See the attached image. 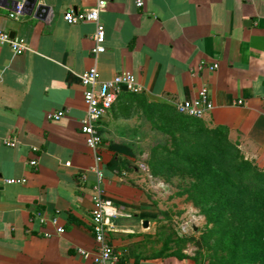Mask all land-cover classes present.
Here are the masks:
<instances>
[{
    "label": "crops",
    "instance_id": "0c3cea01",
    "mask_svg": "<svg viewBox=\"0 0 264 264\" xmlns=\"http://www.w3.org/2000/svg\"><path fill=\"white\" fill-rule=\"evenodd\" d=\"M136 1L105 0V51L96 57L95 24H69L63 12L98 0H37L46 8L20 15L13 0L0 2V28L30 47L15 54L0 45V264H94L96 175L80 129L86 105L79 78L91 66L99 80L128 71L143 86L120 93L98 122L104 195L121 211L108 233L118 264H213L185 249V258L166 255L174 249L170 243L163 250L167 213L150 193L156 124H173L177 101L195 98L206 85L213 108L199 118L202 126L226 127L243 156L264 171V0ZM58 110L59 120L46 118ZM4 137L16 144H3Z\"/></svg>",
    "mask_w": 264,
    "mask_h": 264
},
{
    "label": "trees",
    "instance_id": "16d2710c",
    "mask_svg": "<svg viewBox=\"0 0 264 264\" xmlns=\"http://www.w3.org/2000/svg\"><path fill=\"white\" fill-rule=\"evenodd\" d=\"M151 106L170 109L148 103ZM172 123L156 124L170 143L150 148V174H179L194 180L180 194L187 193L211 223L202 234L205 243L214 241L210 262L264 264V171L243 156L226 127L207 128L200 119L183 114L174 117ZM181 240L178 234L174 240L173 232L168 233L163 250ZM166 255L189 256L180 247Z\"/></svg>",
    "mask_w": 264,
    "mask_h": 264
},
{
    "label": "built area",
    "instance_id": "2783aa9c",
    "mask_svg": "<svg viewBox=\"0 0 264 264\" xmlns=\"http://www.w3.org/2000/svg\"><path fill=\"white\" fill-rule=\"evenodd\" d=\"M105 0H98L97 6L89 9L77 10L68 8L63 12V19L69 24L79 22H93L95 24L94 33L90 36L92 40L91 54L96 57L105 51V27L99 19V9L104 7ZM138 6L142 5V0H137ZM23 13V3L19 2L15 7V14ZM6 44L13 53L20 54L29 50V44L23 38L11 36L9 32L0 28V45ZM202 67V66H201ZM218 67L217 63L209 66L210 70ZM80 82L83 86V100L86 105L85 116L81 119L80 129L85 137L86 145L91 149L94 156V164L91 170L96 175L93 185V207L90 210L91 233L95 243L94 253L91 258L94 264H118L119 254L115 251L110 243L108 233L113 226V220L121 215L120 209L105 197L102 187L104 173L102 164V136L98 129L99 120L110 110L117 96L122 92L137 94L142 92L143 86L137 81L135 76L128 71L115 74L108 80H99L95 66L89 67L87 70L79 74ZM176 111L180 114L193 118H203L213 108V102L209 95V89L206 85L201 86L198 94L193 99H184L175 103ZM64 115L63 110L50 112L46 115L48 120H59ZM2 143L14 146L16 141L7 137L2 138ZM36 149L35 147L33 148ZM29 165L35 166L36 161L31 159ZM85 179V174H82ZM5 182L24 183L25 178H6ZM41 222L45 221V217L38 215ZM50 220L55 222V216H51ZM58 233L64 232L62 226L56 228ZM44 236H51L50 232H44ZM77 252L84 257L89 256V252L83 248H77Z\"/></svg>",
    "mask_w": 264,
    "mask_h": 264
},
{
    "label": "rangeland",
    "instance_id": "374dc122",
    "mask_svg": "<svg viewBox=\"0 0 264 264\" xmlns=\"http://www.w3.org/2000/svg\"><path fill=\"white\" fill-rule=\"evenodd\" d=\"M158 121L165 120L158 118ZM156 142L169 145L170 138L167 134L156 130ZM150 178L153 181L151 187L153 191L150 193L155 196L156 204L165 208L169 215L164 226L165 233L173 232L174 240L177 234L182 238L180 243L173 242L172 248L180 247L190 254L202 256L204 260L209 261L214 241L212 239L205 243L202 234L211 223H207L205 215L200 212V206L187 193L180 194V191L189 187L194 180L186 175L168 173ZM148 180L147 178L149 184ZM192 226H195L196 230H193Z\"/></svg>",
    "mask_w": 264,
    "mask_h": 264
},
{
    "label": "water",
    "instance_id": "95a60500",
    "mask_svg": "<svg viewBox=\"0 0 264 264\" xmlns=\"http://www.w3.org/2000/svg\"><path fill=\"white\" fill-rule=\"evenodd\" d=\"M2 0H0L1 2ZM10 1V0H7ZM14 2V6L16 7V5L19 3V0H13ZM23 12H27V13H31V11L35 8L36 10H40L41 8L45 9L46 6H42L40 4H37V0H23ZM144 225H147V221H144ZM193 230H196L195 226H192Z\"/></svg>",
    "mask_w": 264,
    "mask_h": 264
}]
</instances>
